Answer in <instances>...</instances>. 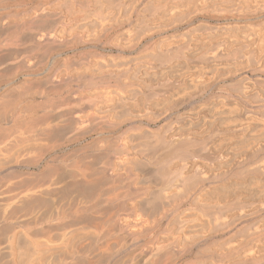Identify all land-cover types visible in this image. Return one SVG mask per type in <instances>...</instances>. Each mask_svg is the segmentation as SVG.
Wrapping results in <instances>:
<instances>
[{"label": "bare ground", "instance_id": "1", "mask_svg": "<svg viewBox=\"0 0 264 264\" xmlns=\"http://www.w3.org/2000/svg\"><path fill=\"white\" fill-rule=\"evenodd\" d=\"M0 264H264V0H0Z\"/></svg>", "mask_w": 264, "mask_h": 264}, {"label": "rangeland", "instance_id": "2", "mask_svg": "<svg viewBox=\"0 0 264 264\" xmlns=\"http://www.w3.org/2000/svg\"><path fill=\"white\" fill-rule=\"evenodd\" d=\"M182 27H184V26H182ZM183 31L182 30H180V31H178V32H176V31H169V33L167 34V35H169V34H171L172 35V33L175 35V34H177V35H179V33L181 34ZM191 61H193V60H191ZM209 90H211L210 92H209ZM211 92H212V94H211ZM209 94V95H208ZM214 94H217V92H216V90H215V88H209L208 89V92H207V95H203V96H201L199 99H198V101L200 102H203V101H205V98L206 97H209L210 95H214ZM183 109V108H182ZM184 110V109H183Z\"/></svg>", "mask_w": 264, "mask_h": 264}]
</instances>
